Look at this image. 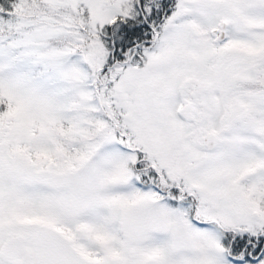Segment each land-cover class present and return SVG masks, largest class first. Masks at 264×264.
Wrapping results in <instances>:
<instances>
[{"label": "snow or ice", "instance_id": "obj_1", "mask_svg": "<svg viewBox=\"0 0 264 264\" xmlns=\"http://www.w3.org/2000/svg\"><path fill=\"white\" fill-rule=\"evenodd\" d=\"M0 264H264V0H0Z\"/></svg>", "mask_w": 264, "mask_h": 264}]
</instances>
